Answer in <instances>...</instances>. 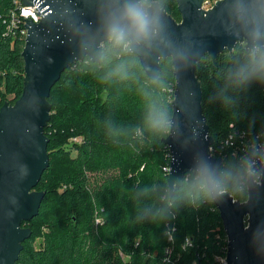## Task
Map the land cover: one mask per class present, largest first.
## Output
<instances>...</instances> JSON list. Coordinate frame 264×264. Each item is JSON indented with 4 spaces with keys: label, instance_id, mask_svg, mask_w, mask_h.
Wrapping results in <instances>:
<instances>
[{
    "label": "trees",
    "instance_id": "trees-1",
    "mask_svg": "<svg viewBox=\"0 0 264 264\" xmlns=\"http://www.w3.org/2000/svg\"><path fill=\"white\" fill-rule=\"evenodd\" d=\"M158 4L181 22L174 0ZM11 7L13 0H0V16ZM3 29L0 21V86L13 94L8 102L13 104L23 89L24 43L2 37ZM245 51L238 42L214 60L203 55L195 67L202 114L221 169L236 165L264 140V82L237 87L232 75ZM121 63L128 66L127 78L109 75ZM159 67L158 79L150 81L135 55L105 40L99 63L85 57L61 73L50 90V118L43 129L49 165L34 188L45 195L37 216L22 223L31 236L16 264H213V256L225 254L226 236L212 201L189 203L194 192L188 184L169 194L164 168L170 153L163 144L169 130L160 134L145 123L154 105L165 111L170 125L171 59H161ZM2 98L0 90V107L6 102ZM230 197L242 203L247 192ZM166 201L172 208L162 219H136L147 205L159 209ZM36 235L42 236L38 247ZM186 238L192 245L183 247ZM165 248H171L169 259Z\"/></svg>",
    "mask_w": 264,
    "mask_h": 264
},
{
    "label": "water",
    "instance_id": "water-1",
    "mask_svg": "<svg viewBox=\"0 0 264 264\" xmlns=\"http://www.w3.org/2000/svg\"><path fill=\"white\" fill-rule=\"evenodd\" d=\"M37 8L41 20H25L27 36L21 51L24 81L20 97L0 107V264H16L31 231L22 223L37 216L45 193L34 191L48 168V98L61 73L85 57L101 59L106 40L104 19L120 0H21ZM181 22L176 23L159 4L160 30L129 53L139 59L150 81L158 79L159 61L170 58L175 86L172 117L163 144L170 153L167 186L170 196L179 181L200 159L221 166L209 155L211 138L201 109V89L195 67L207 54L214 60L224 49L247 39L246 30L232 15L236 0H219L201 9L203 0H174ZM253 148L264 150V144ZM252 148L249 149V151ZM264 171V164L257 161ZM245 202L230 195L212 200L227 237L226 264H264L251 244L252 233L264 223V176L247 191ZM247 219V228L244 220Z\"/></svg>",
    "mask_w": 264,
    "mask_h": 264
},
{
    "label": "clouds",
    "instance_id": "clouds-1",
    "mask_svg": "<svg viewBox=\"0 0 264 264\" xmlns=\"http://www.w3.org/2000/svg\"><path fill=\"white\" fill-rule=\"evenodd\" d=\"M232 15L246 30L247 39L241 42L244 48V62L232 74L237 87L252 81L264 82V0H236ZM105 37L113 49L129 52L147 42L160 30L158 0H120L104 19ZM128 66L121 63L109 75L127 78ZM147 126L160 134L169 130V121L163 109L150 105L145 117ZM264 161V151L252 148L233 166L221 169L207 160H197L194 167L179 181L181 190L190 185L194 195L189 203L212 201L224 196H238L251 186L258 185L264 171L257 167V161ZM190 177V179H189ZM147 195L148 190H141ZM172 208L170 202H163L159 209L149 204L141 209L136 219L157 221ZM251 244L258 254H264V223L252 233Z\"/></svg>",
    "mask_w": 264,
    "mask_h": 264
},
{
    "label": "built area",
    "instance_id": "built-area-1",
    "mask_svg": "<svg viewBox=\"0 0 264 264\" xmlns=\"http://www.w3.org/2000/svg\"><path fill=\"white\" fill-rule=\"evenodd\" d=\"M217 1L219 0H203L201 9L204 11H208L212 9V7ZM29 18L32 23L38 24L41 20V14L36 7L31 5H24L21 0H13V7H11L4 16L2 17L0 16L1 24L4 27L2 37L12 39V41H16V40L22 41L24 43L27 36L25 20H28ZM74 141H76V139H74ZM225 144L232 145V143L230 144L229 141H226ZM263 144H264V140L259 144L252 145L251 148ZM208 152L209 155L213 157L215 151L213 150L211 145L208 148ZM261 163L264 164V161H261ZM164 170L168 173L169 167L164 168ZM258 185H260V183ZM233 202L235 201L233 200ZM247 219L248 218L244 220L245 228H247V223H246ZM166 236H167V241L171 243L173 241L171 234L167 232ZM225 241H226L225 254L213 256V262H214L213 264H226L225 260H226V252H227V237ZM191 245H192V239L186 238L184 240L183 247H188ZM165 254H166V258L169 259L171 254V248H165Z\"/></svg>",
    "mask_w": 264,
    "mask_h": 264
},
{
    "label": "rangeland",
    "instance_id": "rangeland-1",
    "mask_svg": "<svg viewBox=\"0 0 264 264\" xmlns=\"http://www.w3.org/2000/svg\"><path fill=\"white\" fill-rule=\"evenodd\" d=\"M0 90L4 94V98H2V99H6V102H9L11 99H13V97H14L13 94L6 92V90L4 89V86H0ZM222 155L224 156L225 154H222ZM41 240H42L41 235L35 236L34 241H33L35 247L40 246Z\"/></svg>",
    "mask_w": 264,
    "mask_h": 264
}]
</instances>
